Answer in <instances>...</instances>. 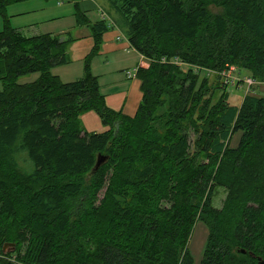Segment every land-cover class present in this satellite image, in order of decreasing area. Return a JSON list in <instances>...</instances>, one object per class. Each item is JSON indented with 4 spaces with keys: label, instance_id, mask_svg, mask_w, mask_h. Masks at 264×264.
I'll use <instances>...</instances> for the list:
<instances>
[{
    "label": "trees",
    "instance_id": "trees-1",
    "mask_svg": "<svg viewBox=\"0 0 264 264\" xmlns=\"http://www.w3.org/2000/svg\"><path fill=\"white\" fill-rule=\"evenodd\" d=\"M22 1L0 0V264H195L199 221V264H264V96L231 103L221 74L236 65L264 83V0H109L149 60L133 116L108 106L93 73L107 19L62 0L94 38L83 76L65 82L53 69L73 38L23 34L8 13ZM89 111L105 131L86 130Z\"/></svg>",
    "mask_w": 264,
    "mask_h": 264
},
{
    "label": "crops",
    "instance_id": "crops-1",
    "mask_svg": "<svg viewBox=\"0 0 264 264\" xmlns=\"http://www.w3.org/2000/svg\"><path fill=\"white\" fill-rule=\"evenodd\" d=\"M79 4L92 21L106 18L110 23L109 30L104 33L101 50L93 59L92 69L99 77L101 92L108 106L133 116L143 98L141 81L134 70L139 66L147 67L149 60L132 47L127 32L120 26L122 16L109 0H79ZM13 8L14 15L11 14V8H8L11 22L23 34L28 33L25 35L49 33L62 39L73 38L68 47L71 62L55 67L53 73L65 82L81 78L85 58L94 47V38L89 26L77 24L74 2L33 0L13 5ZM28 16L31 19L18 21L17 24L13 22V18ZM259 91L264 93V83L258 84L253 93L258 94ZM81 118L87 131L103 132L107 129L96 112L85 113Z\"/></svg>",
    "mask_w": 264,
    "mask_h": 264
},
{
    "label": "rangeland",
    "instance_id": "rangeland-1",
    "mask_svg": "<svg viewBox=\"0 0 264 264\" xmlns=\"http://www.w3.org/2000/svg\"><path fill=\"white\" fill-rule=\"evenodd\" d=\"M27 1H33V0H26V1L13 3V4L9 5L8 8L9 7L11 8V14L14 15L13 5L24 3V2H27ZM40 1H49V3H52V2L53 3H58L60 0H40ZM211 10L213 12H218L219 11V9H217L214 5L211 6ZM36 15H34V16H36ZM25 19H31V16L24 17V18H22V17L13 18V22H14V24H17L18 21H23ZM120 26L126 32L128 31V27L125 25L124 19H123V22H122V24ZM3 29H4V21H3V18L1 17V15H0V31L3 30ZM25 34H28V33L25 32ZM127 35H128V32H127ZM185 69H186V67H185ZM229 70H230L229 74L232 77L233 76L235 77L234 78V82L231 81V80H233V78H229L230 80L227 83L228 89H229V93H230V102L233 103V104L239 105V104H241V102L243 101V99H244V97H245V95L247 93H252V92L257 90L258 84L255 83V84H253V86H252V84L250 85L246 81V79L250 78V77L247 76L248 71H246V70L241 71V70H239L237 68L236 65H234V66L232 65L229 68ZM205 74L210 77L211 83H213V82L216 83V74H214L212 72H208V73L203 72L202 76L204 77ZM37 77H38V75H36V74L32 75L30 77H25V78H23L21 80V82H28V81L34 80ZM223 81H225L224 78H223ZM257 93L264 95V93L261 92V91H259ZM217 96H219V95H217ZM89 112H91V111H89ZM86 113H88V112H86ZM83 115H85V113L82 114V116ZM196 138H197V136L193 134L192 138H191L192 144L196 141ZM238 141H239V134L233 136L231 143H232V145L235 146V145L238 144ZM193 149H194V147H193ZM102 195H103V193H102ZM227 196H228L227 190L225 188H223V187H218L217 190H216L215 196H214V206L217 207V208H222L223 205H224L225 200L227 199ZM209 234H210V230H209L208 225L205 222H203V221L197 222V224L195 225L192 237H191V239L189 241V244H188V249L192 253V255L194 256L195 264H199L202 261L203 257H204V254H205V251H206V247H207ZM0 256H3V254H1V252H0ZM13 258H15V256L12 257L11 255L10 256L7 255L5 257V259H7V260L8 259L9 260H13Z\"/></svg>",
    "mask_w": 264,
    "mask_h": 264
},
{
    "label": "water",
    "instance_id": "water-1",
    "mask_svg": "<svg viewBox=\"0 0 264 264\" xmlns=\"http://www.w3.org/2000/svg\"><path fill=\"white\" fill-rule=\"evenodd\" d=\"M106 160V157L105 156H100L98 161H97V164H96V167H95V170L97 168H99L101 166V164H103ZM15 248V243H6L5 246H4V251H11ZM243 253H246V250H242Z\"/></svg>",
    "mask_w": 264,
    "mask_h": 264
},
{
    "label": "built area",
    "instance_id": "built-area-1",
    "mask_svg": "<svg viewBox=\"0 0 264 264\" xmlns=\"http://www.w3.org/2000/svg\"><path fill=\"white\" fill-rule=\"evenodd\" d=\"M229 70V69H228ZM228 70H224L221 74H222V76H223V78L225 79V82L226 83H228L229 82V78H233V80H231V81H233L234 82V76L232 77L230 74H229V72H230V70L228 71ZM137 71V68L134 70V72H136ZM130 75H133V73H130ZM246 81L251 85H253L255 82H254V80L252 79V78H248V79H246Z\"/></svg>",
    "mask_w": 264,
    "mask_h": 264
}]
</instances>
